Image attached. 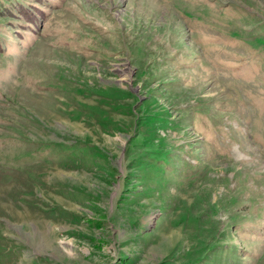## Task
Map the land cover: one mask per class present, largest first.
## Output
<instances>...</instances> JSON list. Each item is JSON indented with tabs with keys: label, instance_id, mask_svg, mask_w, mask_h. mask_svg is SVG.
Returning a JSON list of instances; mask_svg holds the SVG:
<instances>
[{
	"label": "rangeland",
	"instance_id": "1",
	"mask_svg": "<svg viewBox=\"0 0 264 264\" xmlns=\"http://www.w3.org/2000/svg\"><path fill=\"white\" fill-rule=\"evenodd\" d=\"M0 264H264V0H0Z\"/></svg>",
	"mask_w": 264,
	"mask_h": 264
}]
</instances>
